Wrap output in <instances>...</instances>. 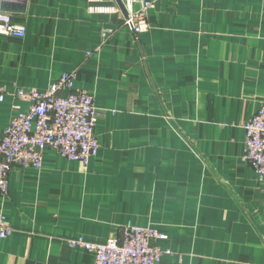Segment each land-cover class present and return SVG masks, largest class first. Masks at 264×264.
<instances>
[{"label":"crops","instance_id":"0c3cea01","mask_svg":"<svg viewBox=\"0 0 264 264\" xmlns=\"http://www.w3.org/2000/svg\"><path fill=\"white\" fill-rule=\"evenodd\" d=\"M139 10L143 0H130ZM128 0H7L26 38L0 35V141L64 73L93 95L100 150L88 165L44 152L15 166L0 213V264H95L68 241L168 235L161 264H264V180L246 162L245 124L264 102V0H158L149 31Z\"/></svg>","mask_w":264,"mask_h":264},{"label":"built area","instance_id":"2783aa9c","mask_svg":"<svg viewBox=\"0 0 264 264\" xmlns=\"http://www.w3.org/2000/svg\"><path fill=\"white\" fill-rule=\"evenodd\" d=\"M95 1V0H90ZM158 0H143L141 8H131L127 2L125 26L135 35L149 31L148 11ZM0 0V35L24 39L28 31L14 23L13 14L2 9ZM77 73H64L46 91L18 90L13 96L29 103L19 106L16 116L6 127L0 141V196L8 192V175L15 166L40 170L44 152L55 150L61 157L88 165L98 156L100 144L96 135L97 109L92 94L75 86ZM6 92L0 88V101ZM246 154L249 164L264 180V102L245 124ZM13 234L7 217L0 213V239ZM168 235L156 227L128 225L120 238L104 243H90L83 237L68 241L72 249H85L95 255V264H161L170 254L159 245Z\"/></svg>","mask_w":264,"mask_h":264},{"label":"water","instance_id":"95a60500","mask_svg":"<svg viewBox=\"0 0 264 264\" xmlns=\"http://www.w3.org/2000/svg\"><path fill=\"white\" fill-rule=\"evenodd\" d=\"M5 2H7V0H5ZM4 4L2 5V9L5 10V11H7V12H11L12 10H10V8H9L10 6L8 8H5L4 7L5 6Z\"/></svg>","mask_w":264,"mask_h":264}]
</instances>
